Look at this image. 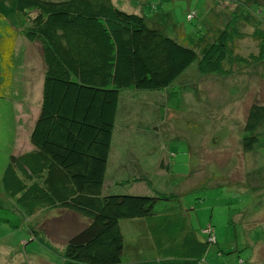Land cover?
Instances as JSON below:
<instances>
[{"label":"trees","instance_id":"obj_1","mask_svg":"<svg viewBox=\"0 0 264 264\" xmlns=\"http://www.w3.org/2000/svg\"><path fill=\"white\" fill-rule=\"evenodd\" d=\"M16 10L23 36L41 47L44 72L31 148L14 153V129L1 130L7 138L2 133L0 191L27 218L53 210L86 220L67 239L62 264H204L215 241L212 225L204 229L207 240L200 239L179 197L157 191L145 174L135 176L130 155L116 160L109 177L111 143L121 91L170 87L194 61L201 76L231 73L228 66L247 61L230 43L238 32L222 30L198 56L112 0H17ZM254 32L264 60V39ZM15 42L12 27L0 37L2 99L12 81ZM263 122L264 104L252 103L243 126L249 134L241 139L245 155L264 146ZM165 168L162 157L159 170ZM141 181L150 190L135 194L130 184ZM129 230L134 245L148 241L156 254L124 260Z\"/></svg>","mask_w":264,"mask_h":264},{"label":"rangeland","instance_id":"obj_2","mask_svg":"<svg viewBox=\"0 0 264 264\" xmlns=\"http://www.w3.org/2000/svg\"><path fill=\"white\" fill-rule=\"evenodd\" d=\"M16 1L0 0V37L11 27L16 32L12 81L5 94L21 101V106L29 96L27 75L40 72L36 50L41 47L23 36ZM112 2L143 16L149 26L193 48L198 56L222 30L238 32L230 43L234 53L247 61L228 66L231 73L201 76L194 61L170 87L121 91L108 172L111 177L118 167L116 160L130 155L135 176L146 170L157 191L179 197L200 239L207 240L204 229L212 225L215 241L204 264H264V146L246 155L241 148L242 137L249 134L243 130L248 107L264 104V60L259 59V36L254 32L264 39V0ZM31 67L35 72H29ZM37 98L31 96L32 101ZM6 106L0 101V108ZM11 112L0 110V141L3 134L7 138V131L1 130L12 124ZM13 126L16 131V123ZM261 130L259 144L264 145V122ZM18 140L22 146V136ZM162 157L165 171L159 170ZM130 185L135 194L150 190L143 181ZM85 221L53 210L27 218L13 198L0 191V264H62L67 239ZM125 225L122 220L123 233ZM33 229L38 232L35 236ZM128 232L124 260L156 254L148 241L134 245V236Z\"/></svg>","mask_w":264,"mask_h":264},{"label":"crops","instance_id":"obj_3","mask_svg":"<svg viewBox=\"0 0 264 264\" xmlns=\"http://www.w3.org/2000/svg\"><path fill=\"white\" fill-rule=\"evenodd\" d=\"M36 55L40 56V59L39 58L36 59V61L38 62V67L40 68V72L39 73H32L30 75H27V77H26L25 89H26V93L29 95L28 99H26V101H27L26 105H23V103H22L20 106L21 101L15 102L14 100H10L8 98H5V99L0 98V101L4 102L7 105L6 107L0 108V110L6 111L7 113H9V111L11 109V111H12L11 117L13 120L12 124L16 123V126H17L16 131H14V133L16 134V138H15L16 141H15V145L13 148V152L16 154L31 148V145H29V143H28V135L31 131V128H32V126H33V124H34V122H35V120L39 114V110H40L42 82H43L42 77H43V72H44V66H43V63L41 60V53H40L39 49L36 50ZM12 66H13V64H12ZM27 71H28V67H27L26 72ZM29 72H35L34 67H31V69H29ZM30 86L34 87V89H31ZM31 96L38 97V98L35 101H32ZM5 97H8V95H6ZM23 98L24 97H22V99ZM25 98H27V97H25ZM16 112L18 115H17V118L15 119ZM7 119H9V117ZM21 120H23L22 121L23 129L22 130H20ZM11 125L9 128H11ZM12 128H14V126ZM21 136H22V139H24V144L22 146L19 145L20 141L18 140ZM26 143L28 144L27 146H25ZM153 166L154 165H152L150 169H152ZM142 174L148 175V172L146 170H140L137 175H142Z\"/></svg>","mask_w":264,"mask_h":264}]
</instances>
